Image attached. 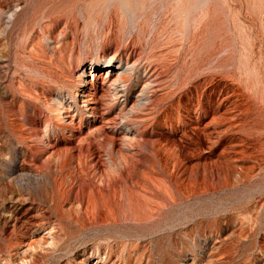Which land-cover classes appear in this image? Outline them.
<instances>
[{
    "label": "rangeland",
    "instance_id": "obj_1",
    "mask_svg": "<svg viewBox=\"0 0 264 264\" xmlns=\"http://www.w3.org/2000/svg\"><path fill=\"white\" fill-rule=\"evenodd\" d=\"M0 264H264V0H0Z\"/></svg>",
    "mask_w": 264,
    "mask_h": 264
},
{
    "label": "bare ground",
    "instance_id": "obj_2",
    "mask_svg": "<svg viewBox=\"0 0 264 264\" xmlns=\"http://www.w3.org/2000/svg\"><path fill=\"white\" fill-rule=\"evenodd\" d=\"M112 57V56H111ZM115 57V56H114ZM143 57V56H142ZM111 59V58H110ZM114 59V58H113ZM113 59H112V61H109V63H107L106 65H105V69H106V71H110V76H109V78L114 74V78H112V80H111V82H110V84H109V87H110V89H111V91H109L110 92V94H111V96H112V99H114V100H120V99H122L121 97L122 96H124V92H123V84H124V82H125V79L126 78H128V76H130V74H131V72H133L135 69H136V66L137 65H139L138 64V61H134V62H129L128 60H129V57L127 56V59H126V61L125 62H122V61H120L119 63H118V65H116V66H114V67H112V64H113ZM141 59V58H140ZM137 60V59H136ZM140 63V62H139ZM99 69L100 68H97V65L96 66H89L86 70H84L83 71V73L80 75L81 76V78H83V77H94L95 76V74L97 73V71H99ZM109 72H107L106 74H107V76L109 75L108 74ZM156 74V73H155ZM152 74H150V76H147V77H145V80H144V83L142 84V86L140 87V89H139V91H138V95H137V98H135V99H137V102L135 103V105H133L134 107H133V110H134V108L137 106V108H139V107H141L146 101H148V99H149V91H151L150 90V88H152V84H153V78H152V76H151ZM132 76V75H131ZM130 79V78H129ZM157 80V79H156ZM83 82V84H85V83H87V82H85V81H82ZM125 85V84H124ZM127 85V84H126ZM125 87V86H124ZM126 88V87H125ZM109 89V90H110ZM76 94V96H77V98L79 99V101H80V103H81V107L84 109V111L85 112H89V111H93L94 110V103H93V100L90 98V95H89V91L87 90V89H85V88H82V89H80V88H78V90H76V92H75ZM109 94V93H108ZM136 101V100H135ZM119 102V101H118ZM126 106V105H125ZM56 109H54L55 111H54V113H53V115H54V118L56 119V122L57 123H64L65 122V120L68 118L67 117V110H66V107H65V105L63 104V103H58L57 105H56ZM68 109V108H67ZM127 110V109H126ZM124 112H125V110H124ZM129 112L130 111H126L124 114L125 115H129ZM52 114V113H51ZM123 114V113H122ZM115 171V170H114ZM111 172H112V170H111ZM113 173V172H112ZM114 174V173H113ZM117 190V189H116ZM113 192V193H112ZM111 192V195H110V197H109V199H108V197H105V198H107L106 200L107 201H105V199H104V202H106L105 204H109L108 205V207L110 208L109 210H111V211H113L112 213L114 214V216H121L122 218H127L128 217V215H130L131 216V214H132V212H131V209H130V207L129 206H126V204H122L121 202L119 203V202H117L116 200H114L115 198H117V196H116V194L114 193L115 191H112ZM118 191H116V193H117ZM110 193V192H109ZM101 194V196H103L104 194H102V193H100ZM100 194H98L99 196H100ZM118 194V193H117ZM107 194H105L104 196H106ZM170 195V194H169ZM108 196H109V194H108ZM120 197V196H119ZM172 198V197H171ZM102 199V200H103ZM100 200H101V198H100ZM119 200V199H118ZM171 200H173V199H171ZM120 201V200H119ZM103 202V201H102ZM80 204V203H79ZM100 204V203H99ZM103 204V203H102ZM83 206V205H82ZM99 206V205H98ZM81 207V206H80ZM84 207V206H83ZM96 207H97V205H96ZM106 208H107V206H106ZM78 209V208H77ZM80 209H82V208H80ZM84 210V209H83ZM98 210V209H97ZM104 206H103V208L101 207V204H100V206H99V210L98 211H102V213L104 214L103 216L105 217L107 214L106 213H104ZM106 210V209H105ZM79 212V211H78ZM83 212V211H82ZM81 212V213H82ZM97 212V211H96ZM99 213V212H98ZM101 213V214H102ZM129 213H131V214H129ZM106 214V215H105ZM96 215H98L97 213H96ZM84 216V215H83ZM100 216H102V215H100ZM109 217V216H108ZM117 217H115L116 219H117ZM118 217V218H119ZM103 218V217H102ZM101 218V219H102ZM106 218V217H105ZM110 218V217H109ZM121 218V219H122ZM81 219H83V218H81ZM101 219H99L100 221H101ZM107 220L109 221V219L107 218ZM99 221V222H100ZM103 221V220H102ZM124 221V220H123ZM104 222V221H103ZM111 222V220L109 221V223ZM114 222V221H113ZM112 222V223H113ZM117 222H119V221H117ZM122 222V221H121ZM80 224H81V222H79ZM78 223V224H79ZM100 223H102V222H100ZM105 223V222H104ZM108 223V222H107ZM82 225V224H81ZM81 225H80V227H81ZM100 225V224H99ZM104 225V224H103ZM108 225H110V224H108ZM119 225V224H118ZM84 226V225H83ZM97 226H98V224H97ZM101 226H102V224H101ZM103 227V226H102ZM113 227H115V226H113ZM99 228V227H98ZM41 242V241H40Z\"/></svg>",
    "mask_w": 264,
    "mask_h": 264
}]
</instances>
